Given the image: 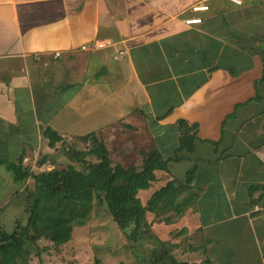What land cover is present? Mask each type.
Instances as JSON below:
<instances>
[{
	"label": "crops",
	"instance_id": "1",
	"mask_svg": "<svg viewBox=\"0 0 264 264\" xmlns=\"http://www.w3.org/2000/svg\"><path fill=\"white\" fill-rule=\"evenodd\" d=\"M193 17L201 22H186ZM98 39L115 44L79 49ZM118 48L125 54L114 60ZM90 115L91 129L78 134L76 120ZM46 126L69 139L132 134L136 152L166 161L137 192L145 204L167 183L179 187L181 212L146 215L166 247L152 264H264V0H0V143L26 130L38 143ZM192 133V147H181ZM27 141L4 147L2 158L26 161ZM145 240L130 248L151 252Z\"/></svg>",
	"mask_w": 264,
	"mask_h": 264
},
{
	"label": "trees",
	"instance_id": "2",
	"mask_svg": "<svg viewBox=\"0 0 264 264\" xmlns=\"http://www.w3.org/2000/svg\"><path fill=\"white\" fill-rule=\"evenodd\" d=\"M179 124L180 127L186 126L184 120H180ZM95 135V132H90L75 138L92 145L88 152L71 150V157L82 163V169L65 166L62 169L33 173L23 167L21 162H8L5 165L12 172L13 179L22 184L31 176L33 189L26 190L29 192L26 199L29 205L26 224L22 226L16 222L11 232L0 225V264H26L27 255H31L30 248L26 246L28 243L37 248L34 254L39 256L41 250L45 251V248L36 246L40 238L49 240L54 247L68 242L74 225L86 224L96 204H103L107 215L123 234L126 246L132 249L138 240L144 238L141 226L148 231L150 229L146 221L149 212H164L166 206H173L175 211H180L173 204L179 191V187H173V182L157 190L145 204L137 196L139 190L148 188L154 180V170H166V161L162 160L156 150L144 153L140 168L123 167L111 161L104 142ZM42 136L48 140L50 147L63 140L49 126L42 130ZM194 140V133L183 135L180 146L189 150ZM90 154L95 160L86 163L85 157ZM43 162L44 158L39 161L40 164ZM22 191L23 188L16 191L14 197L21 195ZM165 255L166 247L161 242L159 246L155 245L148 257L151 263H156L165 260ZM172 262L175 263L174 259ZM99 263L100 260L96 259L93 264Z\"/></svg>",
	"mask_w": 264,
	"mask_h": 264
},
{
	"label": "rangeland",
	"instance_id": "3",
	"mask_svg": "<svg viewBox=\"0 0 264 264\" xmlns=\"http://www.w3.org/2000/svg\"><path fill=\"white\" fill-rule=\"evenodd\" d=\"M58 100V99H56ZM36 103L34 101L29 100L27 103V107L29 109H33ZM104 114L107 112H103ZM69 114V110H63V117L60 119L67 120ZM108 114V113H107ZM30 114H25L24 119L32 121V116ZM108 117L110 115L108 114ZM27 124L28 121H24ZM95 122V118H92V115L87 118L83 117L82 119H77L75 122V126L77 125L76 131L78 134L85 133L90 130L92 123ZM25 132V131H24ZM23 132V133H24ZM42 132V131H41ZM112 132V136H105L104 132H100L95 135L100 141L104 142V139L107 143V148L110 150V159L114 164H120L128 166H135L140 168L143 163L144 153L151 152L144 151V149H140L138 152L137 146H133L131 141L135 139L132 134L121 136L117 134L115 135L116 130ZM110 132V133H111ZM15 133V132H13ZM114 135V136H113ZM19 136L18 139L15 137L8 138L5 143H0V150L4 147L9 146L12 147L13 151H17L16 146L14 144L15 140L27 141L28 145V156L26 161H22L21 156L15 158L13 154L10 156L12 158H7L6 156L2 158L0 154V164L4 167H0V225L2 224L7 232H11L15 223L17 224H26L27 216H28V201L26 190L32 191L33 189V179L29 176L25 182L22 184L19 181H15L13 179V174L10 170L6 169V164L8 162H21L23 167L28 168L33 173H39L40 171H48L54 168L62 169L65 166H73L76 169H82V163L75 161L73 157H71V150H84L88 152L92 147L90 143H85L80 141L79 139H69L68 137L63 138L62 141L56 142L53 147L48 145V140L43 136L41 140L37 143L35 137H33V133L29 130H26V135ZM126 147H121L119 141L121 138H126ZM145 142V140H144ZM34 144V146L32 145ZM105 144V143H104ZM106 146V145H105ZM17 155V154H16ZM24 156V155H23ZM44 158V162L42 164L39 163ZM13 160V161H12ZM86 163L94 162V157L90 154L85 157ZM24 163V164H23ZM7 173L9 175H7ZM12 174V176H11ZM11 181L12 184L8 182ZM23 185V191L21 195H16L13 197L8 204H2V201L6 200L7 197L15 195L16 189L19 188L20 185ZM10 186H12V189ZM12 189V191H10ZM10 191V192H9ZM5 196V197H4ZM2 197H4L2 199ZM91 219L93 220L88 224L84 225H74L72 238L76 242H68L66 245L63 244L59 247H54V245L46 239L40 238L38 248H45V251L40 253H44L43 258H38L34 253L37 248L32 245V243H28L26 246L30 248L31 255H27L26 264H51L52 261L54 263L56 261L61 260V263L55 264H78L79 260L80 264H93L96 259L100 260L99 264H152L149 260V251L143 248L132 250L130 247L126 246V249H118L123 244V241L118 236L119 231L116 223L107 215V212L104 209L102 203L96 204L95 209L92 211ZM162 220L165 218V213L160 214ZM147 221V219H146ZM100 224V225H99ZM104 224V225H103ZM99 225V226H98ZM90 228V229H89ZM93 228V229H92ZM141 231H143L144 238L149 244L154 243L158 245L161 243L157 240L154 232L149 229H146L141 226ZM147 243V244H148ZM65 245V246H64ZM85 245V246H84ZM87 245H90L91 248H95V253L90 256V249H88ZM119 245V246H118ZM36 248V250H35ZM154 248V247H153ZM89 250V251H88ZM89 255V256H88ZM31 256V257H30ZM40 256V254H39ZM76 256V257H74ZM80 257V258H79ZM89 257V259H88ZM61 258V259H60ZM91 258V259H90ZM79 259V260H78ZM89 262L87 263V261ZM77 262V263H76ZM149 262V263H148Z\"/></svg>",
	"mask_w": 264,
	"mask_h": 264
},
{
	"label": "built area",
	"instance_id": "4",
	"mask_svg": "<svg viewBox=\"0 0 264 264\" xmlns=\"http://www.w3.org/2000/svg\"><path fill=\"white\" fill-rule=\"evenodd\" d=\"M229 2H232L233 4L236 5H241L243 3V0H228ZM208 6L205 4H198L196 6L193 7V10L195 11H201V10H207ZM187 23H200L201 19L200 18H189L187 21ZM115 44L114 41L110 40V39H98V40H94L90 43H85L82 44L80 46V50L82 51H88V50H100V49H104L106 47H110L113 46ZM125 54V50L122 48H118L114 51L113 53V59L114 60H119L123 55ZM60 56V52L56 51L52 54V57L58 58Z\"/></svg>",
	"mask_w": 264,
	"mask_h": 264
},
{
	"label": "water",
	"instance_id": "5",
	"mask_svg": "<svg viewBox=\"0 0 264 264\" xmlns=\"http://www.w3.org/2000/svg\"><path fill=\"white\" fill-rule=\"evenodd\" d=\"M263 214H264V209H263Z\"/></svg>",
	"mask_w": 264,
	"mask_h": 264
}]
</instances>
